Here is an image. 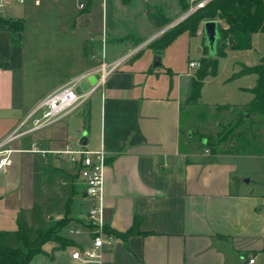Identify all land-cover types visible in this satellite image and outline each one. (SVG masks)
<instances>
[{
  "label": "crops",
  "instance_id": "crops-1",
  "mask_svg": "<svg viewBox=\"0 0 264 264\" xmlns=\"http://www.w3.org/2000/svg\"><path fill=\"white\" fill-rule=\"evenodd\" d=\"M92 1L25 0L18 9L15 6L0 14L23 21L22 31L13 41L8 31L0 30V142L15 135L7 145L12 150L10 164L0 173V231H16L2 226L7 222L16 225L21 211L40 203L43 175L49 168L65 170L70 164L59 152L67 147L102 149L106 157L103 222L107 236L100 262L72 258L76 251H88L93 239L86 220L92 202L77 179L69 221L59 233L66 244L49 258L57 244L46 243L43 254L30 264H246L248 260L264 264V116L245 115L240 121V108L253 100L250 90L256 76L234 77L242 65L253 66L238 63V69L220 82L224 101L204 104L219 116L210 119L197 112L206 81L214 77L204 80L199 104L182 109L196 69L189 68L190 62L172 82L168 77L171 69L156 70L152 56L162 55L182 35L188 36L183 33L166 49H151V56L145 59L135 60L136 54L111 73L91 96L98 90L99 94L89 97L87 118L75 116L80 106L48 127L19 133L22 122L43 98L82 77L86 79L78 86L86 83L90 90L88 80L96 82L93 73L102 61L113 62L161 36L172 18L180 19L191 8L187 0L186 11L180 0L173 11L167 8V0H101L95 9ZM49 9L65 15L67 22L46 27L70 39L65 40L61 56L54 53L50 39L44 41L49 52L28 56L26 52L35 42L31 36L45 27L29 24L35 15L49 13ZM154 14L168 25L156 28ZM189 38L196 41L194 49L199 56L192 62L199 63L204 49L203 24ZM74 42L76 49L71 53L69 44ZM191 46L192 42L188 50ZM40 62L48 64L45 72L36 67ZM182 112L187 116L185 129ZM235 125L231 142L214 149L199 147V138H217L221 134L218 129ZM82 134H86V146L79 145ZM33 145L47 153L33 152ZM70 170L73 172L72 166ZM233 177L240 181L231 192ZM62 218L56 215L51 219Z\"/></svg>",
  "mask_w": 264,
  "mask_h": 264
},
{
  "label": "trees",
  "instance_id": "trees-1",
  "mask_svg": "<svg viewBox=\"0 0 264 264\" xmlns=\"http://www.w3.org/2000/svg\"><path fill=\"white\" fill-rule=\"evenodd\" d=\"M184 11L189 6L185 0H180ZM200 2L202 0H196ZM152 20L156 28L161 29L168 22L159 14H154ZM216 22L219 41L216 55L208 57V50H202L198 68L191 79L190 94L181 106H196L200 101V92L204 80L215 77L218 70V59L225 56L226 51H247L251 49V38L254 34L264 35V0H209L202 8L195 10L179 24L164 32L146 47L156 51L166 49L177 37L187 33L194 37L203 23ZM22 19H4L0 17V30H6L13 36L21 32ZM139 55V53L137 54ZM136 55V56H137ZM255 75V86L250 90L253 100L241 107L240 121L245 115L264 116V57L260 63L253 67L241 66L236 76ZM239 125V124H238ZM238 125L233 126L217 138H199V147L211 149L235 138ZM66 170L49 168L43 175V195L39 204H35L27 211H21L16 220V231H0V264H30L37 255L43 254L42 247L53 242L57 247L48 254L52 258L54 252L60 250L65 244L59 233L67 225L70 202L76 194V181L78 175ZM237 177L232 178L231 192L239 184ZM62 215L61 220L51 218ZM107 234V231L104 230ZM131 233L128 232V235Z\"/></svg>",
  "mask_w": 264,
  "mask_h": 264
},
{
  "label": "built area",
  "instance_id": "built-area-1",
  "mask_svg": "<svg viewBox=\"0 0 264 264\" xmlns=\"http://www.w3.org/2000/svg\"><path fill=\"white\" fill-rule=\"evenodd\" d=\"M208 1L209 0H202L194 7H191L186 13V17L195 10L202 8ZM24 3L25 0H0V14L15 6H22ZM35 5H39L38 1L35 2ZM185 18L181 17L180 19L171 23L167 30L176 26ZM161 33L163 32H160V34ZM158 36L151 38L148 40V42L142 44L137 49L124 56H121L113 62L107 63L102 61L99 64L97 70L93 73V75H98V79L96 80L94 86H92L90 90L83 92L81 95H77L75 93V88L78 86L79 82L85 80L86 77L73 79L54 93L43 98L30 113V115L22 122L18 129V131H20L19 133L23 135L43 129L60 121L65 116L75 111L82 104L87 102L94 91L104 85L106 78L111 73L116 71L126 61L142 51L144 47H146ZM198 66V63L195 62H191L189 64L190 69H197ZM29 123L31 126L30 128H27ZM14 139L15 135L0 142V173H2L10 164L9 156L12 153V150L8 149L7 145ZM32 147L33 152L39 153L43 156L47 153L37 150L35 145ZM59 153L63 154L69 159V163L71 164L72 168L76 170L75 172L78 175V179L83 185L84 194L92 202V205L86 215V220L92 228V246L88 251H84L82 253L76 251L72 254V258L83 260L84 262H100V249L103 245V239L107 236L104 231L105 226L103 222V182L106 159L105 153L102 149L98 151H85L82 149L73 150L70 147H67L64 151ZM262 187L264 190V182ZM246 264H254V260H248Z\"/></svg>",
  "mask_w": 264,
  "mask_h": 264
},
{
  "label": "rangeland",
  "instance_id": "rangeland-1",
  "mask_svg": "<svg viewBox=\"0 0 264 264\" xmlns=\"http://www.w3.org/2000/svg\"><path fill=\"white\" fill-rule=\"evenodd\" d=\"M187 1L191 7H194L198 3L196 0H187ZM101 3H102L101 0H93L92 7H94L95 9L99 8L101 6ZM179 4H180L179 0H167V8L170 9L171 11H173V6H177ZM18 7L19 6H16V9H18ZM49 11H50L49 13H45L43 15H39V16L35 15L32 18L31 23L30 21L28 22L30 23L29 25H33L35 28V25H40V24H44L46 27L53 25L57 26L67 22L66 21L67 18L65 15L56 13V11L53 9H49ZM16 15L17 14H14V16ZM177 19L178 18H172L170 24ZM45 27L44 30L37 31V33L34 34V36H31L30 39L34 40L35 42H32L30 48H28V52H26L28 56L34 54L40 55L41 53L46 54V51L49 52V50L47 49H51V48L45 45L44 43L45 39L52 40L54 42L52 48L54 49L53 51H55L54 53L57 54L58 56L62 55L63 52L62 46L63 44L65 46L67 44V41L65 40H69L70 38L63 37L61 32L50 31L49 27H46L49 28V30L45 29ZM26 38L28 39L27 36ZM190 42H192V46L188 50V44ZM195 43L196 41H193L187 35H182L165 52H163L162 55L155 54L152 56V66L154 65L155 57L156 56L160 57V62L158 66H156V70L164 72L165 70L171 69V74L168 75V77H171L172 79L171 81L175 82L177 80V75L179 73L185 72L188 64L193 60H197L199 58L198 54L196 53V50L194 49ZM69 45L70 47L68 51H71V53H73L76 49L75 48L76 42L72 44L70 43ZM151 52L152 50L150 48L145 47V49H143L139 53L138 58L136 59L134 58V59L137 60L141 58V56H143L145 59L147 58L146 57L147 55L151 56ZM263 57H264V36L258 34L254 36L251 42V49L249 51H229L226 53L225 56L219 58L217 74L214 78L207 79L202 95V103L201 105H199L200 107H198L197 112L202 115L203 114L208 115L210 119L219 116L215 109H212L211 106H205L204 104H208V105L213 103L219 104L222 101H224L225 98L221 93L224 89L221 87L222 85H220V82L226 79V77L227 78L230 77L232 75V71L238 69L236 68L238 63H247L250 66H254V65H258L260 63L261 58ZM140 63L142 64L143 61H140ZM47 65L48 64L46 63L40 62L36 64V67H39L38 69L42 73L45 72L44 67H46ZM27 67H28V63H26V71L28 70ZM97 94H99V90L96 93H94L91 97L95 98ZM87 102L81 105V107L76 111L75 116H78V118L81 117L87 118V114H88ZM186 117H187L186 112H182V123L185 121ZM226 123L227 120L222 124L226 125ZM182 127L183 129H185L184 123L182 124ZM218 130L221 133H224L226 132L227 127H223L222 129H218ZM64 167L66 171L72 173V171L70 170L71 168L70 164L68 165L66 164ZM254 178L256 179V177ZM2 227H5L6 229L9 230H15V229L17 230V226L15 225V223L12 224L7 222Z\"/></svg>",
  "mask_w": 264,
  "mask_h": 264
},
{
  "label": "water",
  "instance_id": "water-1",
  "mask_svg": "<svg viewBox=\"0 0 264 264\" xmlns=\"http://www.w3.org/2000/svg\"><path fill=\"white\" fill-rule=\"evenodd\" d=\"M185 16H183L182 18H185ZM170 26H167L164 30H162V32H165ZM203 34H204V48H207L208 50V57L209 58H214L216 55V48H217V43L219 41V35L217 33V24L216 22H206L203 23ZM160 62V57L156 56L155 57V61H154V65L153 67L156 68V66H158ZM98 79V75L95 76V80ZM88 83L91 86H94L95 82L92 80H88ZM87 85L86 83L80 84V86H78L77 88H75V93L77 95H81L83 92L87 91ZM80 146H86L87 145V141H86V134H82L80 137V142H79ZM247 182V180L245 181Z\"/></svg>",
  "mask_w": 264,
  "mask_h": 264
}]
</instances>
